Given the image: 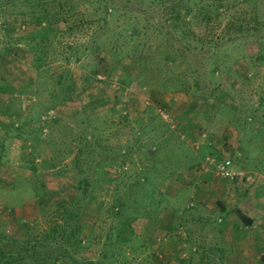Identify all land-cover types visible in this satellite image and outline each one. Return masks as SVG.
Returning <instances> with one entry per match:
<instances>
[{"label": "rangeland", "instance_id": "rangeland-1", "mask_svg": "<svg viewBox=\"0 0 264 264\" xmlns=\"http://www.w3.org/2000/svg\"><path fill=\"white\" fill-rule=\"evenodd\" d=\"M210 1L0 0V264H264V43L224 42L252 4L206 21ZM74 162L92 180L75 250L43 236Z\"/></svg>", "mask_w": 264, "mask_h": 264}, {"label": "trees", "instance_id": "trees-1", "mask_svg": "<svg viewBox=\"0 0 264 264\" xmlns=\"http://www.w3.org/2000/svg\"><path fill=\"white\" fill-rule=\"evenodd\" d=\"M29 1H34V0H8L9 3L17 5L18 3H28ZM37 3L39 0H36ZM200 1V0H199ZM201 1H209V0H201ZM230 0H212L209 2L208 9H206L203 12L202 17H205V20H209L211 18V12L216 11L218 14L219 9L221 6L226 7L229 4ZM244 2L251 3L252 7L251 10H253V13L250 15L249 19H245L246 21H239V22H230L226 26L225 33H226V39L224 42L229 43L233 42L235 39L238 38V36H243L241 37L244 43H251L253 41H256V36L257 38L259 37L263 42L264 38V21H261V16H260V11H264V0H244ZM30 6V5H29ZM261 7V8H259ZM29 8V7H28ZM44 14L41 15V17L38 15L36 17V22L39 23L43 18V20L48 21V22H56L60 21L63 19H67L66 15H61L59 12L54 13L50 17L47 16L49 14L48 9L44 10ZM191 11V9H186V12ZM180 13L176 11V16L178 17ZM216 14V15H217ZM62 18V19H61ZM52 20V21H51ZM255 21L252 27L250 25L251 22ZM230 31H234L235 33L233 35H229L231 33ZM210 32V31H209ZM181 33H184L186 35V41H191L189 39V36L192 38H195V41L198 45H202L201 48L203 50H207L208 54L214 55L219 51L220 46H221V40H217V38L210 37L208 35H205L204 32L201 31H196V34H199L200 36L197 37L196 34L191 30V27H186L182 28ZM211 33H209L210 35ZM254 39V40H253ZM225 44V43H223ZM222 44V45H223ZM257 45V42H256ZM206 46V47H203ZM256 53V57H264V54L260 53V51L255 50L251 48V52ZM255 57V58H256ZM215 67V66H214ZM212 69V71H214ZM67 97L65 96L63 101L65 102H70L72 99L69 96L68 93H66ZM151 99L152 96H151ZM156 101L155 99H153ZM217 100V99H216ZM218 101V100H217ZM150 154L153 155V151H150ZM83 167L81 164L78 162H74L73 165H71L69 168H64L62 170H59L61 173V179H60V187L58 190V197L55 198L54 201V208H52L51 211H49V216L54 218L52 224L48 227V229L45 230L43 233V236L45 239H52V240H58L62 239V244L65 246H74V250L78 247L82 246V238L79 237L78 231H79V224H74V221L77 219L79 216V209L80 201H82L85 197L89 195L90 187L92 184V180L87 174L82 173ZM137 193V189L135 190V195ZM159 193V192H157ZM148 196H150L151 193L147 192ZM161 195H166L165 192H160ZM154 195V188H153V193ZM124 202L123 201H118L117 206L119 207V213H125V205L123 207ZM222 215L227 214L230 212V209H225L224 206H222ZM239 212L238 210H236ZM241 218V221L244 225H249L252 223L253 218L249 215H239ZM122 226H120V229H116V231L110 232V240L114 236V234L122 235V240H126V236H128L129 231L128 228L130 227V219L126 217H122ZM207 220V218H206ZM73 225V226H72ZM73 227V228H72ZM132 232V230H131ZM31 238L24 237L21 241H24L25 243L30 242ZM186 242L190 241V234L188 232L187 237L185 238ZM200 250V258L203 259V256H205L206 250L203 247H198ZM36 252V251H35ZM262 253V259L264 258ZM6 256V253L2 250H0V258L3 260ZM58 261V259H54L53 264H55ZM42 264H45L42 262ZM87 264V263H85ZM88 264H92L89 262Z\"/></svg>", "mask_w": 264, "mask_h": 264}, {"label": "built area", "instance_id": "built-area-1", "mask_svg": "<svg viewBox=\"0 0 264 264\" xmlns=\"http://www.w3.org/2000/svg\"><path fill=\"white\" fill-rule=\"evenodd\" d=\"M220 168H222V169L224 170V164H221V165H220ZM223 170H222V172H225V171H223ZM225 173H227V172H225Z\"/></svg>", "mask_w": 264, "mask_h": 264}]
</instances>
